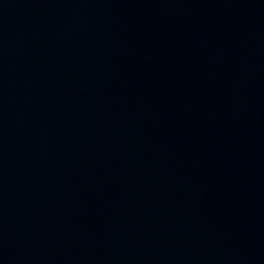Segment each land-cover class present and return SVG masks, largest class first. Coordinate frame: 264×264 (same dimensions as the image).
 Masks as SVG:
<instances>
[{
  "label": "water",
  "instance_id": "water-1",
  "mask_svg": "<svg viewBox=\"0 0 264 264\" xmlns=\"http://www.w3.org/2000/svg\"><path fill=\"white\" fill-rule=\"evenodd\" d=\"M0 264H264V0H0Z\"/></svg>",
  "mask_w": 264,
  "mask_h": 264
}]
</instances>
